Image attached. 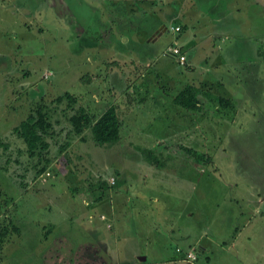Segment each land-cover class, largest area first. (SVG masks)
Segmentation results:
<instances>
[{"label": "rangeland", "instance_id": "rangeland-1", "mask_svg": "<svg viewBox=\"0 0 264 264\" xmlns=\"http://www.w3.org/2000/svg\"><path fill=\"white\" fill-rule=\"evenodd\" d=\"M111 105L117 142L74 133ZM0 222V264H264V0H0Z\"/></svg>", "mask_w": 264, "mask_h": 264}, {"label": "trees", "instance_id": "trees-1", "mask_svg": "<svg viewBox=\"0 0 264 264\" xmlns=\"http://www.w3.org/2000/svg\"><path fill=\"white\" fill-rule=\"evenodd\" d=\"M199 94L200 91L198 88L187 85L175 95L172 101L180 108L196 112L200 108V102L197 98ZM66 95L70 97L69 94ZM207 95L206 97H208ZM56 99L60 100V97L58 96ZM215 101L219 107H232V103L228 98L217 97ZM69 122L76 134H81L84 129L90 127L93 141L98 146L117 142L119 140V119L116 109L112 105L106 108L95 119L80 108L69 117ZM50 128L51 124L47 121L45 113L41 108H38L35 114H29L24 120L20 121L18 125L13 127V130L25 143L27 152L32 154L37 150H46L48 148L44 136L47 135V131ZM185 150L186 152H190L188 149ZM15 231H17L16 226L9 228L8 223L3 225L0 224V247L4 240Z\"/></svg>", "mask_w": 264, "mask_h": 264}, {"label": "built area", "instance_id": "built-area-1", "mask_svg": "<svg viewBox=\"0 0 264 264\" xmlns=\"http://www.w3.org/2000/svg\"><path fill=\"white\" fill-rule=\"evenodd\" d=\"M174 30L178 31L179 27H175ZM168 53L173 55V57H175L177 59V61H179L180 63H184L186 61L185 54L183 53L181 48L176 44H174L168 48ZM176 251L181 253V251L178 249ZM182 261H184L188 264H194V262L196 261V256L192 253V251H187L183 255Z\"/></svg>", "mask_w": 264, "mask_h": 264}, {"label": "water", "instance_id": "water-1", "mask_svg": "<svg viewBox=\"0 0 264 264\" xmlns=\"http://www.w3.org/2000/svg\"><path fill=\"white\" fill-rule=\"evenodd\" d=\"M138 260H144V257L140 256L138 257Z\"/></svg>", "mask_w": 264, "mask_h": 264}, {"label": "crops", "instance_id": "crops-1", "mask_svg": "<svg viewBox=\"0 0 264 264\" xmlns=\"http://www.w3.org/2000/svg\"><path fill=\"white\" fill-rule=\"evenodd\" d=\"M140 257V256H139Z\"/></svg>", "mask_w": 264, "mask_h": 264}]
</instances>
